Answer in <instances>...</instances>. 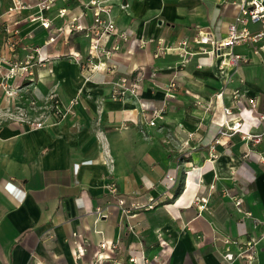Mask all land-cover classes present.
<instances>
[{
  "label": "crops",
  "instance_id": "1",
  "mask_svg": "<svg viewBox=\"0 0 264 264\" xmlns=\"http://www.w3.org/2000/svg\"><path fill=\"white\" fill-rule=\"evenodd\" d=\"M110 2L116 33L125 32L127 41L113 37L107 44L121 45L103 61L114 70L82 71L66 58L88 57L82 33L66 30L47 44L48 32L24 23L31 11L3 17L9 0H0V57L23 59L35 47L49 59L31 81L9 82L17 90L13 98L0 89V111L7 116L0 120V264H98L100 242L114 247L103 251V264H131L130 258L137 264H241L222 256L237 253L231 240L261 233L255 219L264 216V162L257 153L264 154V141L251 147L237 134L218 137V131L222 121L239 119L243 129L263 132L264 122L254 117L264 114V49L241 44L211 57L198 55L191 43L193 55L184 66L176 53L153 56L158 40L191 42L200 30L226 37L240 0ZM66 8L67 17L54 27L73 17L81 26L90 23V11L80 3L70 0ZM16 21L22 29L10 51L4 27L12 29ZM229 54L242 61L228 65ZM123 77L140 78L136 98L113 96ZM237 89L242 106L225 116ZM248 99L255 102L252 112ZM153 109L162 112L151 127ZM118 197L127 205L153 199L155 207L125 217ZM199 197L208 202L204 215L195 205ZM256 264H264V239Z\"/></svg>",
  "mask_w": 264,
  "mask_h": 264
},
{
  "label": "built area",
  "instance_id": "2",
  "mask_svg": "<svg viewBox=\"0 0 264 264\" xmlns=\"http://www.w3.org/2000/svg\"><path fill=\"white\" fill-rule=\"evenodd\" d=\"M80 3L85 9L90 11L91 21L86 26H81L78 17H73L70 21L66 22L63 27H54V21L56 19H64L68 15V10L66 4L70 0H34V4L30 5L23 0H9L6 11L3 17L7 18H20L25 11H31L32 14L27 16L25 19L26 25L38 24L44 31L49 33L47 44H53L64 34L67 33H82L84 38L88 40V57L82 60L78 53H71L66 58L78 64L82 71L92 70L98 71L101 68L106 70H114L115 66L108 63L105 65L103 61H109L111 56L120 51L121 45L118 42L113 43L109 48L107 44L111 38L115 40H120L121 42L127 41V34L125 32L116 33L115 22L112 17V7L111 0H73ZM57 5H61L56 9L54 17L50 16V12ZM65 5V6H64ZM240 13L235 19L227 25V35L224 38L216 39L209 31L200 30L190 41L182 40L176 45H164L163 41L158 40L156 43L158 45L157 52L153 55L155 58L160 55H165L168 53H176L180 57V65L184 66L190 61L191 54L188 47L192 43L194 46L198 47V55H206L211 57H216L220 55V52L225 48H232L236 45L247 44L256 45V49H264V4L262 0H240L239 3ZM14 27L10 29L9 27H4V33L8 41V47L10 51H14L15 46L18 41L15 37L19 36V30L21 31L17 21L14 23ZM249 25H258L260 28L257 31H251ZM54 28V29H53ZM53 29V30H52ZM30 35V34H28ZM28 38H31L29 36ZM153 39H148L147 43H152ZM49 59L44 58L41 54L40 48L28 47V53L25 58L20 59L16 57L3 58L0 57V89L5 94L6 98H13L16 96L17 90L9 84L10 81L23 80L31 81L34 75V71L38 68L45 67L46 62ZM242 61V57L229 54L228 65L237 66ZM140 82L139 77H134L130 82L126 77L120 79L116 83L113 96L122 98L126 95H130L133 98L137 97V86ZM171 91L176 89V84L174 82L170 83L168 86ZM222 94V92H221ZM169 98L173 97V93L168 95ZM53 102V110L57 119H61L64 115L60 111L58 106V101L55 96L49 98ZM244 100L243 95L237 89L232 91L231 101L233 106L226 107L223 110L225 116H232L235 111H239L242 106V101ZM139 104V103H138ZM247 104L251 109V112L255 109V102L253 99H248ZM142 112L144 111L141 108ZM161 110L153 109L151 111V119L148 125L153 127L156 125L157 120L161 119ZM254 117V116H253ZM259 123L264 122V114H258L254 117ZM42 124L37 123L34 125L35 128H40ZM218 137H225L227 135H239L240 138L246 143L255 147L264 141V130L261 133H254L252 131L243 129L241 126V121L237 119L233 123L229 124L227 121H222L219 124ZM218 138L214 140L217 143ZM249 154H245L248 157ZM258 161L260 163L264 162V154L257 153ZM168 180H172L171 177H167ZM241 200L235 201V206L239 207L241 205ZM207 199L203 197L196 198L195 205L199 211L200 215H204L207 212ZM117 206L125 217L131 214V211L136 210H152L154 209L153 199H148L146 203L133 202L127 205L125 199L118 197ZM100 214V211H97ZM255 225L260 227L261 233L259 236L249 235V237L238 243L236 240H231L232 245H236L238 251L236 254L226 252L222 259L225 263H230L234 260L241 261V264H256L257 262V247L258 244L264 239V216L262 219H255ZM114 247L112 245H107L106 242H100L99 249L103 259L98 261V264H103V261L108 260L107 256H103V251H112ZM129 262L131 264H137V260L130 258Z\"/></svg>",
  "mask_w": 264,
  "mask_h": 264
},
{
  "label": "rangeland",
  "instance_id": "3",
  "mask_svg": "<svg viewBox=\"0 0 264 264\" xmlns=\"http://www.w3.org/2000/svg\"><path fill=\"white\" fill-rule=\"evenodd\" d=\"M4 112H6V110L0 111V120L5 119L7 117L6 114H4Z\"/></svg>",
  "mask_w": 264,
  "mask_h": 264
}]
</instances>
